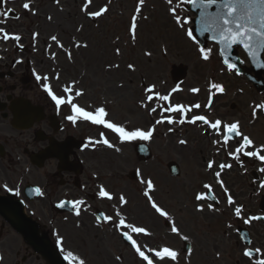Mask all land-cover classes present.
<instances>
[{"label": "snow or ice", "instance_id": "1", "mask_svg": "<svg viewBox=\"0 0 264 264\" xmlns=\"http://www.w3.org/2000/svg\"><path fill=\"white\" fill-rule=\"evenodd\" d=\"M7 2L8 0H0V6ZM54 2L59 5L60 0H54ZM111 3L112 0H107L98 10L92 11L90 8L95 7L94 0H83L79 11L85 19L95 21L97 18L105 17L109 13ZM31 4L32 0H26L22 4V9L26 12H31L32 15H37ZM164 4L166 5L165 15L171 20L173 27L187 41L196 45L197 56L200 61L208 63L212 59L213 49L200 46V42L194 33H198L201 36L208 34V38L217 45L218 55L221 57L222 64L221 74H224L225 70H227L229 74L241 75V69L231 58L233 46H240L253 66L264 69V59L261 58V54L264 53V0H164ZM147 7L148 0H138L135 3L129 25L126 27V34L130 36V42L133 47L137 43L140 21H147L150 18L143 11ZM153 10H155V5H153ZM13 11V8H7L5 11L0 12V42L7 43L11 41L13 42V47L23 49L24 45L21 43L23 35L8 30V14ZM61 11H63L62 8ZM183 13L190 14L184 15ZM15 19L19 20L20 16H16ZM47 19L52 21L53 16L48 15ZM82 29L83 24L80 25L77 31L79 32ZM38 37V31L31 33V42L34 50H36ZM49 40L50 43L46 51L53 62L57 61V53L51 51L53 45L66 52L69 62H74L72 50L65 48L64 43L59 38V34L51 35ZM119 40L120 37L117 35L113 40V44H117ZM72 42L77 50L89 47L87 43L82 44L75 37H72ZM125 47H127V41ZM114 51L116 56H122L120 47H115ZM160 53L161 58L166 57L168 54V45L163 41L160 44ZM143 55L151 62L152 51L145 50ZM22 62V60L15 61L16 64ZM239 63L243 64L244 61L240 60ZM126 68L133 73L137 71L136 65L132 62L126 63ZM119 69V62L112 63L109 61L104 71L112 72ZM52 73V75H41L33 71L36 81L42 82L41 86L44 92L54 102L57 110H60L62 106L70 109L71 114L66 115L65 119L75 126H78L79 123H87L105 129L108 133L115 136L120 145L134 144L141 141L149 142L154 139L157 126L165 124L169 126L167 132L170 134H175L178 126L190 125L201 129L200 134L215 149L211 158L206 162L204 172L213 176L215 184L219 186L220 196L218 197L215 194L212 183L203 182L198 189L192 190L191 199L194 201V211L202 214L207 208L208 212L216 213L220 216L227 215L228 219L225 222V228L228 230L235 229L241 240L244 241L241 256L245 258L246 264H264V246L255 247L254 249L250 247L253 244L250 236L246 237L245 233L236 227L239 222H242L245 226H250L255 221L264 222V215L249 214L246 211V206L236 201L226 181L223 179V174H225L226 170L233 168V163L220 162L217 164L215 158L221 152H224L226 157L230 158L231 161L241 168H244L243 158H249L253 163H259L260 166L257 171L264 176V142L257 143L250 133L243 131L240 120L229 121L220 117H212L214 97L217 94H227L225 84L216 81L212 75H209L207 78V103L202 105L196 102L188 105L173 102V95L183 91L179 85L164 92L160 90V87L166 86V81L161 80L158 85L156 82L144 84L142 80V98L138 102V107L144 109L149 117L159 113V118L151 123L149 127H129L127 122H117L110 118L109 103L114 101L105 99L99 104L88 103L83 105L79 103V98L87 94L83 88L78 87L81 80L73 79L71 83L63 85L59 89L63 95H58L53 87L52 80H60V71H56L54 68ZM117 87L123 88L124 83L117 84ZM188 91L192 94H198L201 89L199 87H191ZM239 91L243 93V89ZM251 108L250 122L255 121L259 113H264V101L254 103ZM177 143L187 147L188 140L181 138ZM88 144L93 149L105 147L113 149L117 153L122 152V148L111 142L104 131H101L96 139L90 137ZM140 151H145L143 146H141ZM172 171L178 174L177 169ZM96 178L98 179L99 177L97 176ZM136 179L143 186L140 190V195L144 198L152 214L166 223L169 227L170 235L179 237L181 241L188 242L185 264H191V256L194 252L193 238L181 230L177 224L176 216L169 208L165 204L158 202L155 196L158 187L151 175L146 178L141 169L138 168L136 169ZM3 187L6 191H13L7 184H4ZM96 187L98 189L95 192L96 198L108 202L115 201L108 205L110 212L95 214L97 227L103 228L107 226L114 230L123 241L128 243L133 250L134 257L140 261V264H180L181 252L174 249L171 245L164 242L154 245L141 244L139 242L137 237L153 238L154 234L147 226L129 218L126 209L130 201L123 192L117 195L104 183H99ZM259 187L264 190V180L259 181ZM33 192L37 196H44V192L40 187L34 188ZM15 195H20L19 190L15 191ZM205 201L208 202L206 207L205 203H203ZM222 202L223 208L216 206ZM55 207H71L73 215L77 218L75 227L80 228L82 225L79 222V218L84 212L88 211L90 206L87 205L85 199L80 198L72 201L61 200ZM180 211V209H177V212ZM67 219L65 217V220ZM53 237L57 249H59L67 264H88L86 257L65 247L67 237L61 235L59 230H53ZM215 258L217 260L223 259L222 253L217 251ZM2 259L3 257H0V260ZM114 260L122 264V256L120 254H116Z\"/></svg>", "mask_w": 264, "mask_h": 264}, {"label": "rangeland", "instance_id": "2", "mask_svg": "<svg viewBox=\"0 0 264 264\" xmlns=\"http://www.w3.org/2000/svg\"><path fill=\"white\" fill-rule=\"evenodd\" d=\"M127 0H120V6H122L123 3H126ZM165 7L166 5L164 4V0H157L156 1V10H155V17L153 20H147V21H142L141 24V42L145 43L146 45L152 47L156 53L155 58L151 59V62L146 59H141L140 60V65L142 68L146 69H166L168 68L170 63H179V62H189L191 63L192 67L194 68L196 66L195 64V57L197 56L196 54V46L192 44L191 42L187 41L181 34L173 27V24L171 20L165 15ZM46 10L40 9V14L38 15V18L41 20H46L44 17V12ZM58 12L57 9H53L51 11V14L53 12ZM119 11L116 12V21L113 23H117L119 25L124 24V18L119 15ZM61 14L66 16L65 12H60ZM78 20L77 23L81 24L83 23L82 16L78 13ZM119 15V16H118ZM66 20V19H64ZM109 19H105L104 23H107ZM86 26V23L84 24ZM152 28V34L151 37L149 38L148 36V31L149 29ZM46 33L43 36H46L48 32L52 31L51 28L46 27ZM57 31V30H56ZM68 31H72V28L66 29L64 31V34L67 33ZM63 31L58 32L59 35H63ZM66 36V35H64ZM165 42L168 45V56L166 58H161L159 55L160 52V44L161 42ZM190 59V60H189ZM238 83V80H237ZM264 126V124H263ZM179 156L183 158V162L185 163L186 167L189 168V164L185 161V156H186V149H182L179 151ZM126 180V186H127V191H128V181ZM133 200L137 199L136 194H132ZM142 209L141 205H138L137 208H131L130 210L136 214L138 211ZM135 217V215H134ZM133 219V218H132ZM144 220L139 214H136V218ZM149 223H152V219L148 218ZM154 225L157 230L162 232L164 235V229L159 221V219L154 220ZM25 248V245H24ZM25 252L31 253V250H26L24 249ZM34 254V253H32ZM125 256H128V253H124ZM33 262V260L31 261ZM204 264H211L210 262H205Z\"/></svg>", "mask_w": 264, "mask_h": 264}, {"label": "flooded vegetation", "instance_id": "3", "mask_svg": "<svg viewBox=\"0 0 264 264\" xmlns=\"http://www.w3.org/2000/svg\"><path fill=\"white\" fill-rule=\"evenodd\" d=\"M28 138H21L20 140L21 141H24V140H27ZM19 143H18V145H20L21 144V142L20 141H18Z\"/></svg>", "mask_w": 264, "mask_h": 264}]
</instances>
